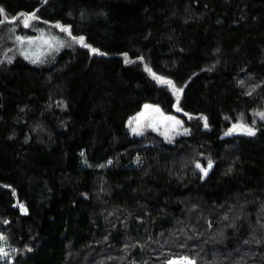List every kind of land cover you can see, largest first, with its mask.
I'll return each instance as SVG.
<instances>
[{
  "label": "trees",
  "instance_id": "obj_1",
  "mask_svg": "<svg viewBox=\"0 0 264 264\" xmlns=\"http://www.w3.org/2000/svg\"><path fill=\"white\" fill-rule=\"evenodd\" d=\"M0 8V264H264V0ZM47 26L78 45L15 54ZM145 103L188 134H132Z\"/></svg>",
  "mask_w": 264,
  "mask_h": 264
},
{
  "label": "rangeland",
  "instance_id": "obj_2",
  "mask_svg": "<svg viewBox=\"0 0 264 264\" xmlns=\"http://www.w3.org/2000/svg\"><path fill=\"white\" fill-rule=\"evenodd\" d=\"M18 37L22 39H17ZM77 45L78 40L71 38L62 31H57L52 26H47L39 28L31 36H16L14 52L35 64H51L55 62L60 51L66 48H75ZM169 117L174 119H168ZM126 126L134 135L141 136L152 132L168 143H173L177 137L188 134V129L182 118L165 113L159 105L153 103H145L139 112L129 117ZM233 128L237 129V133H246L250 129L248 127H238V125L233 126ZM197 165H200L198 168L205 178L206 175L202 171V169H205L204 166L201 163ZM4 258H7V256ZM182 258L185 257H173L168 264L177 261V264H187ZM188 260L193 261L191 258H188Z\"/></svg>",
  "mask_w": 264,
  "mask_h": 264
},
{
  "label": "snow or ice",
  "instance_id": "obj_3",
  "mask_svg": "<svg viewBox=\"0 0 264 264\" xmlns=\"http://www.w3.org/2000/svg\"><path fill=\"white\" fill-rule=\"evenodd\" d=\"M4 12V10L2 9V8H0V14H2ZM34 15V14H33ZM0 22H2V21H0ZM25 26H27V21H25ZM57 27H59V25H57ZM63 30H65V31H67V29H63ZM17 39H22V38H17ZM79 42L81 43V44H83V38L81 37V38H79ZM84 46L85 47H88V45H86V44H84ZM93 52H96L97 50L96 49H93L92 50ZM149 71H151L150 69H148ZM153 76H155V74L153 73ZM156 79H158L160 82H162V83H164V84H168V85H171L174 89H175V85L171 82V81H168V80H165V79H163L162 77H155ZM175 91L177 92V93H179V92H182V89H175ZM146 107H148V106H146ZM157 111H158V109H157ZM141 115H143V114H141ZM262 115V117H264V114H261ZM168 119H174V118H172V117H169ZM131 123V122H130ZM205 126H207L206 124H205ZM247 132H248V134L249 135H252V134H254L253 132H252V130L251 129H248L247 130ZM197 167H200V165H197ZM208 167L209 168H211V162H209V165H208ZM202 171L204 172V174L205 175H207V169H202ZM22 208H23V206H21ZM26 211V210H25ZM0 239H3V237H0ZM8 254L4 251V249L3 248H0V256H4V257H6ZM183 259V261H186L187 262V264H195V261H190V260H188V258H182ZM172 264H177V262H172Z\"/></svg>",
  "mask_w": 264,
  "mask_h": 264
},
{
  "label": "built area",
  "instance_id": "obj_4",
  "mask_svg": "<svg viewBox=\"0 0 264 264\" xmlns=\"http://www.w3.org/2000/svg\"><path fill=\"white\" fill-rule=\"evenodd\" d=\"M177 259H179V258H177Z\"/></svg>",
  "mask_w": 264,
  "mask_h": 264
},
{
  "label": "bare ground",
  "instance_id": "obj_5",
  "mask_svg": "<svg viewBox=\"0 0 264 264\" xmlns=\"http://www.w3.org/2000/svg\"><path fill=\"white\" fill-rule=\"evenodd\" d=\"M178 262V261H177Z\"/></svg>",
  "mask_w": 264,
  "mask_h": 264
}]
</instances>
